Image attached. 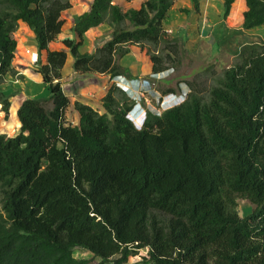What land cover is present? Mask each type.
<instances>
[{"label": "trees", "instance_id": "1", "mask_svg": "<svg viewBox=\"0 0 264 264\" xmlns=\"http://www.w3.org/2000/svg\"><path fill=\"white\" fill-rule=\"evenodd\" d=\"M115 1L92 0L71 28L78 40L62 43L76 72L110 82L128 78L119 62L131 45L147 50L154 74L177 72V86L160 91L186 84V99L160 114L146 110L141 128L129 116L137 101L115 83L100 110L76 101L79 123L67 121V51L49 45L69 0H0L2 111L11 108L2 84L16 73L21 22L35 36L49 90L22 102L16 135L0 133V264H264V41L239 46L222 72L215 63L188 71L185 38L164 28L174 0L128 10ZM237 1L222 0L223 21ZM244 1L242 30L222 22L223 37L264 26V0ZM101 24L111 38L81 53L84 34ZM239 199L254 204L250 215L239 214Z\"/></svg>", "mask_w": 264, "mask_h": 264}, {"label": "crops", "instance_id": "2", "mask_svg": "<svg viewBox=\"0 0 264 264\" xmlns=\"http://www.w3.org/2000/svg\"><path fill=\"white\" fill-rule=\"evenodd\" d=\"M75 1L76 4H73V8L67 10L66 14H64L68 15V17L64 16L66 19H68V22L71 21L69 26L66 28V30L63 29L64 31L58 35L56 40H54L57 41L56 44L54 41L50 43L49 48L52 50V47H55L56 49L54 50L65 49L67 51V61L62 70L61 79V83L66 95L69 98L72 97L74 99L73 104L76 101H85V103H89V105L93 106L90 102L100 103L101 100L99 99H101L102 95L107 92L111 78L105 74H81L74 70V58L70 51L64 47L62 41L66 38H76V40H78V37L74 35V33L71 31V28L77 16L90 10L92 0ZM145 1L146 0H133L131 2H124L123 0H116L114 3L123 6L126 8L125 10H128L130 8H140L142 3ZM233 6V11L227 18L228 20L226 19L223 21L222 0H199V13L196 11V7L192 0H174V5L169 12V18L164 23V28L167 32L171 33L172 37H175L178 35V33H181L185 38V48L189 51V53L193 55V53L196 52L198 58L210 61L213 59L212 51L216 45L214 33L216 27L219 24H223L222 22H224L227 28L230 30H242L244 20L243 15L246 11V8L241 14V0H238ZM184 9H187L188 12L186 13L182 11ZM68 22H65L64 27ZM232 22H234V24H232ZM112 32L113 29L109 24H101L98 27L92 28L84 34L82 38V45L80 46L79 51L81 53L95 52L97 46L111 38ZM243 32L244 33L239 34V36L251 35V40H248L249 42H256L258 38L264 39V26ZM20 33H22V38H24V35L27 37L26 39L21 38L20 40L23 47L27 48L26 50L28 51V54L26 56H22L17 64L14 63V67L17 69V75L19 79H16L14 82L17 88L15 94L12 92L15 97L10 98V102L12 108L14 100L17 101V104L15 105L16 112H18L22 102L28 97L40 98L44 96L43 98H45L49 96L48 87L43 81L42 75L37 71V65L34 64L39 55L35 36L33 35L32 31L29 30V27H27V25L22 22L20 23ZM16 39L19 44L20 40L18 35L16 36ZM59 44L62 45V48H60ZM221 51H223L222 48ZM140 52L143 55L145 54L147 57L140 56ZM231 54L233 55V53ZM45 59L46 52H43V62H45ZM119 63L121 66L129 70V75H127L128 78L125 77V79L127 81L126 84L130 86L131 90L135 89L133 86L137 87V84H140L142 80H147L154 74L152 71V63L150 61L149 55L145 49H142L138 45H131L128 58L122 59ZM134 64L137 65V70L134 69ZM172 75L173 74L170 73L167 76L168 79H171ZM68 79L69 82L67 81ZM151 81V84L153 85L156 81L159 82L162 80L151 78ZM71 83L73 84V88L70 87ZM130 94H132V92ZM133 97L135 98V96ZM11 108L10 112L11 115H13ZM12 125L13 127L17 126L13 128V130L19 132L21 126L20 120L16 119ZM8 131L11 130L9 129ZM17 133L13 135H16Z\"/></svg>", "mask_w": 264, "mask_h": 264}, {"label": "rangeland", "instance_id": "3", "mask_svg": "<svg viewBox=\"0 0 264 264\" xmlns=\"http://www.w3.org/2000/svg\"><path fill=\"white\" fill-rule=\"evenodd\" d=\"M69 1L72 4V8H73V4L75 5L76 4V1L75 0H69ZM121 7L124 10L126 9L123 6H121ZM240 7H241L240 11H241V14H242V12L246 8V4H245V1L244 0H241V6ZM199 10L196 9V11L198 13H199ZM232 11L233 10H231V12ZM66 12H67V10L62 13V18L63 19L65 18L64 16L68 17V15H64V14H66ZM64 20H65V22H68V19L65 18ZM70 22H68L63 29L66 30V28L69 26V23ZM232 24H234V22H232ZM224 27L225 26L224 25L222 26V24H219L216 27V29H217L216 30V34L219 35V37L217 36V39H218L217 40V44L215 45V48H213V51H212L213 52L212 53L213 54V59H211L210 61L209 60H204V59L202 60V59H200V58L197 57L196 52L193 53V55H192L188 51V58H190L193 61L192 62V65H190L188 71H191V70H193V69H195L197 67L199 68V66H204V65H206L208 63H210V64L211 63H215V69L218 72H222L225 68L230 67L235 62L236 57L233 56L231 53L234 52V51L237 52L239 50L238 49L239 46H241L242 44L249 43L248 40H251V38H250L251 35L238 36V37L235 38V36H233L232 33H229L227 36L223 37L222 36L223 35V31L222 30L224 29ZM17 35H18L19 40H20L22 38L21 37L22 36V33H20V28L16 32L15 36H17ZM23 35H24V33H23ZM23 37L25 39L27 38L26 35H24ZM24 38H22V39H24ZM259 40H263L264 41V39H259V38L256 41H259ZM54 42L56 44L57 41H54ZM59 45H60V48H62V45L61 44H59ZM221 46H223L222 47V50L223 51H221ZM26 49L27 48H24L23 47V45L21 43V40H20V42L18 44V47H17L16 57H15V59L13 61V64L14 63L17 64L20 61V59H21L22 56H26L28 54L27 53L28 51ZM54 49H56V48L55 47H52V50H54ZM146 52H147V50H146ZM221 53H222V55H221ZM139 55L140 56H146L145 54L143 55L141 52H140ZM125 58H128V54H126L122 59H125ZM36 62H37V59L34 62V64L37 65ZM14 68H15V71H16L15 75L14 74L12 75L10 73L7 74L5 76L4 83L2 84L3 91H5V93L6 94H9V95L12 94V92H14V94L16 93L17 86L14 84V82H15L16 79L17 80L19 79V77L17 75V69H16V67H14ZM137 68H138L137 65L134 64V69L137 70ZM67 69H68V67H67ZM125 69H126L127 72H129V70L127 68H125ZM169 74L170 73H165L164 76L166 77ZM176 74H177V72H174L171 79H166V80L159 81V82L156 81L153 85L151 84L152 83L151 79H147L148 81H150V83H145L144 85H142L143 84L142 81H144V80H142L141 83L137 85V87L133 86V88H135V89L134 90H131L130 92L127 91V88H129L130 86L128 84H126V82H122L121 79H116L118 83L115 80H113V81L116 82L120 87H122L125 90L127 96H129L130 98L135 99L133 96H136V98H137L136 99V101H137L136 104L141 103V106L145 110H151L152 112H155L157 114H160L161 112L164 111L163 107L167 108V107H169V106L172 105V100L164 101V106L161 104V102H162V99L161 98L163 97L162 96L163 94L161 93L160 89L167 88V86L168 85H171V84H172L171 86L176 87L178 83L177 82H176L177 84L176 83H173V80H172L176 76ZM67 81L69 82V79ZM140 85L143 87L144 96L141 94V92H139V88L138 87ZM70 87L73 88V84L72 83L70 84ZM131 92H132L133 95L130 94ZM180 93H184V94H188L189 93V88H188V86L186 84H182L181 85V88L177 92V94H180ZM14 94H12L11 98L12 97H15ZM43 97L44 96H42L40 98H43ZM70 100H71V105L68 108V110L66 111V119H67V121L69 123H71L73 125H76V124L79 123L80 116H79V113L77 111H75V109L73 107L74 99L71 97ZM99 100H101V99H99ZM83 103H85V101ZM90 103H92V105H93L92 107L93 108H95L97 110H100V106H101L102 100L100 101V103L99 102H97V103L90 102ZM16 104H17V101L14 100V103H13L12 108H11V111H12V114L13 115H11V112H9V114L6 115L5 112H3L2 109H1V107H0V133H4V134L7 133L8 135H11L12 136L13 134H15V133L18 132V131H14L13 130V128H15L17 126H14L13 127V125H12L16 119L17 120L19 119L18 112L15 111L16 110V107H15ZM85 104H88L89 105V103H85ZM139 118L142 119L141 116H138L137 118L134 116V119H133V121L136 122V124H138V125H140V122H141L139 120ZM9 129L11 131H8ZM238 203H239V205H238V211H239V214L242 217H246V216L250 215L253 212L254 208H255L254 204L252 202H250L249 200H246V199H239L238 200ZM75 255L77 257H82V258H91V255L88 254V252H80V251H77L75 253Z\"/></svg>", "mask_w": 264, "mask_h": 264}, {"label": "built area", "instance_id": "4", "mask_svg": "<svg viewBox=\"0 0 264 264\" xmlns=\"http://www.w3.org/2000/svg\"><path fill=\"white\" fill-rule=\"evenodd\" d=\"M165 73H172V69H170V70H167V71H165V72H161V73H158V74H153L152 76H151V78L152 79H158V80H160V79H164V78H166L165 76H164V74ZM117 79H121V81L122 82H127L126 81V79H125V77H123V76H119ZM116 82H117V80H115ZM116 82H114L113 80L110 82V84H109V86H111V85H113V83H115V84H117ZM142 85H144L145 83H150V81H148V80H144V81H142ZM118 85V84H117ZM138 85V84H137ZM109 88V87H108ZM139 92H141V94L144 96V91H143V87L140 85L139 87ZM129 90L131 91V89H130V87L129 88H127V91L129 92ZM133 90V89H132ZM168 95H173L174 97H176V98H179V96H177L176 94H168ZM163 96V95H162ZM167 95H165V96H163L161 99H162V102H161V104L164 106V99H165V97H166ZM103 97V96H102ZM146 98V97H145ZM137 98H136V96H135V100H136ZM102 100V99H101ZM181 102L179 101V102H175L173 105H171V106H169V107H167V108H165V107H163V109L164 110H166V109H169V108H172V107H174L175 105L177 106V105H179ZM145 113H146V110L141 106V103H138V104H136L135 106H134V109L130 112V114H129V116H130V118L133 120L134 119V116H139L140 114H143V115H145ZM145 253H146V251H144Z\"/></svg>", "mask_w": 264, "mask_h": 264}, {"label": "bare ground", "instance_id": "5", "mask_svg": "<svg viewBox=\"0 0 264 264\" xmlns=\"http://www.w3.org/2000/svg\"><path fill=\"white\" fill-rule=\"evenodd\" d=\"M173 94V93H172ZM177 96H179V95H177ZM169 101V100H172V105L175 103V102H179V101H181L182 100V97H179V98H176V97H174L173 95H167L166 97H165V99H164V101ZM141 115V118L142 119H140L139 118V120L141 121L140 122V124L142 125V122H143V119L145 118V115H143V114H140ZM139 115V116H140ZM136 118L138 117V116H135Z\"/></svg>", "mask_w": 264, "mask_h": 264}, {"label": "clouds", "instance_id": "6", "mask_svg": "<svg viewBox=\"0 0 264 264\" xmlns=\"http://www.w3.org/2000/svg\"><path fill=\"white\" fill-rule=\"evenodd\" d=\"M117 78H118V77H117ZM117 78H116V79H117ZM116 79H115V80H116ZM107 93H108V90H107L106 93H104V94L102 95L103 97H102L101 99H103V98L107 95ZM176 95H179V97H181V96H183V95H184L185 97L187 96V94H184V93H180V94H176ZM143 121H144V119H143ZM133 122H134V121H133ZM134 124L136 125L137 128H141V127H142L141 124L138 125V124H136V122H134ZM142 124H143V122H142Z\"/></svg>", "mask_w": 264, "mask_h": 264}, {"label": "water", "instance_id": "7", "mask_svg": "<svg viewBox=\"0 0 264 264\" xmlns=\"http://www.w3.org/2000/svg\"><path fill=\"white\" fill-rule=\"evenodd\" d=\"M129 92H130V90H129ZM181 97H182V100H181L180 102L182 103V102H184V100L186 99V97H185L184 95L181 96ZM181 103H180V104H181ZM175 106H176V105H175ZM166 110H167V109H166Z\"/></svg>", "mask_w": 264, "mask_h": 264}]
</instances>
